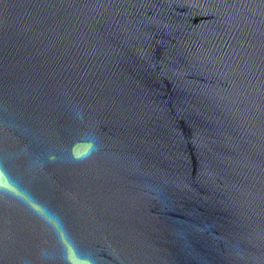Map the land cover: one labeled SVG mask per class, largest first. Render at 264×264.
Returning <instances> with one entry per match:
<instances>
[{
    "label": "water",
    "instance_id": "obj_1",
    "mask_svg": "<svg viewBox=\"0 0 264 264\" xmlns=\"http://www.w3.org/2000/svg\"><path fill=\"white\" fill-rule=\"evenodd\" d=\"M0 264H264V0H0Z\"/></svg>",
    "mask_w": 264,
    "mask_h": 264
}]
</instances>
